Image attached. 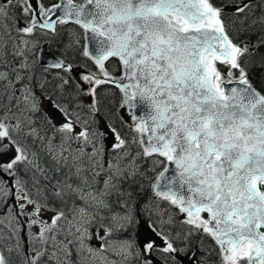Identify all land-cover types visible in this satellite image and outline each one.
<instances>
[{
    "label": "snow or ice",
    "instance_id": "obj_1",
    "mask_svg": "<svg viewBox=\"0 0 264 264\" xmlns=\"http://www.w3.org/2000/svg\"><path fill=\"white\" fill-rule=\"evenodd\" d=\"M15 8L32 17L16 25L25 48L28 41L24 37L33 35L37 27L54 32L56 24L69 22L82 29L84 39L94 44L93 48L85 44L82 55L93 62L97 71L73 75L71 64L58 61L52 65L68 73L63 77V85H58L61 92L64 85L74 80L76 97L93 98L88 112H84L82 103L78 102L70 111L49 97L52 107L64 120L60 125H52L54 135L48 140L49 153L65 167L71 157L76 167L75 172L69 169L65 180H57L53 195L63 200V190L67 187L84 201V206L78 209L81 222L76 226L80 233L79 248H87L89 253L100 257L101 264H115L107 255L113 248L125 261L134 258L136 264H155L153 254H164L165 264H185L181 257H187L192 264H206L191 245L193 237L207 235L218 246L220 264H264V94L256 91L246 77L241 58L248 48H241L230 38L223 8L212 0H61L46 9L39 0L35 4L25 0L23 5L18 0H3L0 15L5 21L15 20ZM32 8L39 11L30 13ZM250 8V4H244L232 12L245 13ZM53 16L58 19L53 21ZM5 27H8L6 22ZM23 54L22 48L17 55ZM107 61L116 64L121 75L114 76L105 67ZM217 61L228 69L226 73ZM27 69L29 64L25 58L19 69L13 71L15 81L21 85L26 110L35 112L40 108L33 94L32 76L29 73L24 82L25 77L21 75V70ZM0 80L12 83L7 72H0ZM108 84L123 94L125 103L137 95L148 103L147 117L125 113L133 131L143 133L134 135L131 143L140 145L142 152L138 155H155V165L164 164L165 160L175 165L174 178L151 187L158 200L178 207L184 214L183 232L173 233L166 227L175 222L172 216L164 219L159 205L151 211L141 209L144 216L141 221L130 194L128 199L118 201L120 211L111 209L106 198L119 191L115 177L122 176L123 172L118 161L128 155L129 141L113 125L105 124L107 131L100 129L95 119L97 88ZM121 108L124 109L123 104ZM45 119L51 124L47 114ZM77 127L79 132L75 131ZM19 128L18 118L15 126L0 118V144L7 139L15 146L14 156L7 155V145L0 147V204L7 205L11 200L8 213L16 222L13 235L22 225L19 217L26 216L28 229L33 225L40 229L38 235L31 234L32 240L43 246L49 242L47 234L58 233L62 228L60 222L68 217L63 209L49 205L46 196L43 202L34 199L19 178L20 166L25 165L27 171V165L34 163L14 137ZM56 135L60 138L59 153L53 143ZM105 140L111 141L108 151L112 158L107 169L102 163ZM71 142H78L80 147L71 149L68 146ZM88 147L92 148L91 153L86 152ZM85 156L89 161L97 158L91 169L92 180L81 178V184L73 185L70 178L83 171ZM104 171L108 176L102 189L93 190L95 177ZM33 180H36L35 173ZM177 182L190 195L185 197L175 191L172 185ZM36 191L38 196L43 192L41 188ZM90 204L109 208V215H101L98 220L92 216L85 222L84 215ZM29 206L31 211H26ZM42 210L53 211L55 215L50 221L42 219ZM76 211L74 208L70 223L75 222ZM201 213H207V219ZM93 226L97 228L99 240V247L95 248L86 243L92 238L89 229ZM129 228L133 229L131 239H110L114 232ZM196 242L202 244V241ZM30 245L35 256L26 257L25 264H43L41 257L46 249L35 247L31 242ZM0 264H9L2 253Z\"/></svg>",
    "mask_w": 264,
    "mask_h": 264
},
{
    "label": "trees",
    "instance_id": "obj_2",
    "mask_svg": "<svg viewBox=\"0 0 264 264\" xmlns=\"http://www.w3.org/2000/svg\"><path fill=\"white\" fill-rule=\"evenodd\" d=\"M55 1L56 0H40V3L45 7ZM227 1L228 0H212L214 4L220 7L225 5ZM251 12L247 19L245 17H239L235 20H229L224 16V23L233 42L237 43L241 48L247 46L248 52L241 58L242 67L246 72V77L249 82L260 93L264 94V23H261V20L264 18L259 10L256 9V6ZM37 41L40 43H47L50 51L54 55L60 57L67 64L76 65L87 62L81 54L82 38L80 29H76L69 25H58L54 32L52 31L45 37L37 39ZM77 41H79V43H77ZM7 63H9V61ZM7 63L0 61V71L3 70L4 72H7L12 83L10 84L9 81L0 80V100L3 101L8 95H10V103H12L14 100L15 89L20 88L21 85L15 81V72L5 67ZM105 67L113 75L119 74L116 64H111V61H108L105 64ZM34 68L35 67H30L27 70H21V75L25 77L24 82H27V76L29 73L34 76L31 80V86L33 92H36L40 110L32 114L27 113L29 115L27 117V122L32 131L33 129L35 130L37 137L26 132L25 136H23L22 132L20 133L21 137L16 136V139L27 150L30 159L34 163L27 165V171L25 170V165H22L23 168H20L19 171L23 169L26 176L32 177V181L27 178L25 181L29 186H34L32 191L34 195H36V199L38 198L41 200L40 197L46 196L49 205L65 211L69 206L78 204L79 200L77 196L73 194L72 191L66 192L70 191L65 190L67 187L63 190V200L55 197L53 193L57 191V180H65V178L69 176V169H71L72 172H75L76 167L70 163L71 158L68 159V166L65 167L63 162L58 163L57 160L53 159V156L45 150L44 144H46V141L51 139L54 135L51 130L52 125L54 124L52 122L49 124L46 121V113L42 111L40 101L52 105L49 100V97L51 96L54 101L60 102L62 105L68 107L70 111L76 107L78 102L85 106L84 112H88V107L82 101L81 95L76 97L72 80H70L68 85H64V91L61 92L58 85H63V81L59 76L56 77L55 72L47 70L40 65L38 61L37 68ZM16 69H19V67ZM60 73L64 77L68 76L66 72H63L62 70ZM40 85H43L44 87L41 88ZM95 100L97 106L95 119L99 124V127L100 125L103 127V125L108 124L113 125L120 130L121 134L129 141L128 155L126 156L125 163L133 162L134 164L133 170L130 174L123 173L122 176L115 178V180L118 181L119 191L113 192V196L110 195L106 198L111 209L120 211L121 209L119 208L118 201L120 199H128L127 194H130L131 200L138 210L137 215L140 218L144 219V216L140 212L141 209L151 211L156 209L157 205H159V211L163 212L164 219H168L169 216H172L176 223L177 216L175 210L166 202L155 199L151 195V184L161 165L157 166L153 163L156 158H144L142 155L137 154L139 152V147L137 144L131 143V138L135 133L123 123L118 113L120 93L112 87L100 86L97 88ZM89 123H91V120ZM93 126L95 127V125ZM100 129L102 128L100 127ZM53 143L60 144L59 135H56ZM68 146L72 148V143ZM75 149L77 148H73V150ZM87 149H89V153L92 152L91 148ZM76 163H80V161H76ZM93 164H95V158L92 161H89L87 156H85L82 162L83 171L80 172L79 176H72L70 182L73 185H79L81 184V178L91 181L93 177V171L91 170ZM153 168H155V171H152ZM34 173L36 177L35 181L33 180ZM96 181V184L100 185L99 181ZM37 188L43 190L39 197H37ZM90 208H92V206ZM109 211V208L104 206L101 209L102 215L104 216L109 215ZM1 221L9 223L10 227L13 228V223L7 222L5 218ZM169 228L173 229L174 226L169 225ZM0 233H2V230H0ZM17 237L19 238L18 235ZM113 238L131 239L132 237L129 231H125L114 233ZM4 239L8 242V247L12 251L6 253L13 255L16 262L14 264H25V258H31L29 252L32 250H26V246L30 245V242L37 246V241H33L32 237H30L24 242V245L19 243V246L17 247L16 235H13L11 232L5 234ZM192 239L194 242L191 245V249L196 251L197 256L202 257L206 261V264H220L217 256V249L206 235L193 237ZM196 241H202V244ZM201 248H203V250H201ZM2 252L4 251L2 250ZM70 257L71 262H77L73 254L70 255ZM41 260L43 264H62L58 259L55 260L48 257L46 252L44 256L41 257Z\"/></svg>",
    "mask_w": 264,
    "mask_h": 264
},
{
    "label": "rangeland",
    "instance_id": "obj_3",
    "mask_svg": "<svg viewBox=\"0 0 264 264\" xmlns=\"http://www.w3.org/2000/svg\"><path fill=\"white\" fill-rule=\"evenodd\" d=\"M18 2L23 5V0H18ZM3 2L0 1V4H2ZM20 10V8H19ZM20 15H22L23 18H25L26 16L23 15L21 13L20 10ZM13 19L9 18L7 19V21H5L4 17L2 15H0V58L2 56V58H6V54H11L12 57H16V60L13 58H10L9 60L12 62V64H8V66H10L12 69H14L17 65V60L20 61V63H22L25 58H27V62L29 61V58L27 57V54L32 53L34 45L32 44V41L30 39H26L28 41V45L25 48L22 40L20 37L16 36L14 37V33L13 31H11L10 28V24L8 21H12ZM5 22L7 23L8 27H5ZM13 38V39H10ZM24 49V54L23 55H17V53L21 50ZM41 107L42 109L45 111V113L47 114L48 117L51 118V122L54 125H60L64 122L62 115L56 110L54 109L51 105L46 104V102L40 101ZM29 115L27 114V116L25 115L24 112H20L18 111L17 114H13V113H8V114H3L2 116H0V118H3L5 123L7 124H11L13 126L16 125L17 123V118L20 120V128L19 130L14 133V134H18L20 130H22L23 128H26L28 133L33 134L35 137L37 136V134L35 132L30 131V129H28L25 126H29L28 122H27V117ZM102 130L107 131V129L105 128V126H101ZM76 132L80 131V128L77 127L75 129ZM42 140V138H41ZM110 140H105L104 141V145L105 147L108 149L109 145H110ZM72 143V148H79V143L78 142H71ZM78 143V144H77ZM48 141H46V144H44L45 146V150L49 153L48 147H47ZM55 145H57V147L55 148V151L57 153H59L61 151L59 144L54 143ZM3 145H7V155L8 156H14L15 155V146L10 144L9 141L7 139H5L2 144H0V147H2ZM91 148V147H88ZM92 149V148H91ZM89 149H86V152H88ZM50 154V153H49ZM29 155V154H28ZM65 155H68V153H65ZM114 155V154H113ZM52 156V155H51ZM134 157V156H133ZM30 158V157H29ZM71 158V157H70ZM112 157H109L108 159L102 158V163H103V167H105L104 169L108 168V164H109V160ZM97 158H95L96 160ZM126 160V156H124L123 158H121L118 163L120 164V168L122 170L123 173H128L130 174L131 171L133 170V162H129V163H125ZM85 162V161H84ZM113 162H117V161H113ZM73 166H74V162L71 158V162H70ZM86 163V162H85ZM94 165V164H93ZM75 167V166H74ZM93 167V166H92ZM21 168V167H20ZM19 168V169H20ZM102 175V177H101ZM101 175H97L96 178L97 180H101L102 184L97 185L96 184V180L93 183V190L95 189H102L103 184L105 179L108 176V172L104 171L101 172ZM118 177V176H116ZM115 177V178H116ZM19 178L25 182L26 186L28 187V189L31 191L33 198L36 199V195H34L33 193V188L34 186L31 185L29 186L25 179L27 178L28 180L32 181V177L26 176V174H24V170H20L19 171ZM96 184V185H95ZM65 190H70V191H66V192H71L72 190L69 188H65ZM43 196V195H42ZM79 202L76 205L73 206H69L68 209L65 210V213L67 214V219L62 220L60 223L62 224V228L58 233H50L47 234L49 237V242L47 245H40L39 241H37V246L34 245L35 247H44L46 249V255H48V257L53 258L55 260H59L62 264H101V259L100 257L91 254L87 251V248L84 249H80L79 248V240L77 239V237H79L80 233L77 232V223H80V214L78 212V209L80 207L84 206V201L82 199L79 198L78 195H76ZM37 197H39L37 195ZM41 201L43 202V197H40ZM38 199V198H37ZM11 200L9 198V204L7 205H3L0 204V219L1 220H5L7 222L13 223V225L16 223L12 217L9 215L8 213V209L11 207ZM92 206V208L90 207ZM88 206V211L87 213H85L84 215V221H88L91 219L92 216H95L96 219L99 218V216L102 215L101 209H102V205H95V204H90ZM74 208L77 210L76 211V220L73 223H70L69 221L73 220V210ZM26 211H31V206H29ZM55 215V212L53 211H49V210H42L41 212V218L50 221L51 218ZM141 219V218H140ZM19 220L22 222V225L20 226L17 234H16V242L18 241L20 244L22 243V245H24V242L32 237V233L35 234H39V227L33 225L31 227V229H28L27 226V220L28 218L26 216H20ZM141 221H143L141 219ZM107 222V221H105ZM0 224L2 225L3 228L0 227V229L2 230V233H0V241H1V245L4 246H8V242L3 241L4 240V235L7 233H12V228L9 227V225H5L4 223H2L0 221ZM130 229V234L131 237L133 236V229ZM92 238L90 240H87L86 243L89 246L92 247H99V240L96 238V233H97V228L95 226L91 227L89 229ZM101 234H103L102 230H101ZM17 235L19 236V238L17 237ZM54 236L55 238L52 239L51 237ZM110 239H112L110 237ZM113 240H118V239H113ZM159 242V241H158ZM27 244V243H26ZM31 249V245L26 246V250H30ZM29 254L31 255L30 257H33L35 255L34 251H30ZM74 255L75 259L77 262H73L71 263V257L70 255ZM109 259L111 261H114L115 264H128V263H133L136 264V260L134 258H129L127 261H125L124 257L122 255H117L115 254V248L110 249L107 253ZM153 259L155 260V264H160L159 260L157 257L153 256ZM181 259H183L185 261V264H192V262L190 260H188L187 257H181ZM16 263L14 260L13 256H9V264H14Z\"/></svg>",
    "mask_w": 264,
    "mask_h": 264
},
{
    "label": "water",
    "instance_id": "obj_4",
    "mask_svg": "<svg viewBox=\"0 0 264 264\" xmlns=\"http://www.w3.org/2000/svg\"><path fill=\"white\" fill-rule=\"evenodd\" d=\"M30 2H32L33 4H35L37 2V0H30ZM61 2V0H58L57 3ZM32 12H38L39 11V8H32V9H29ZM32 18V17H31ZM30 18V19H31ZM38 21L40 23H42V20L37 17ZM56 19H58V16H53V21H55ZM23 20H18L16 22V25L17 24H22ZM71 23V22H69ZM73 24V23H72ZM38 29H41L39 27H37ZM41 30H45V31H49L51 29H41ZM85 44H88L90 48H93L94 47V44H91L89 43L88 41H86L84 39V46ZM84 49V47H83ZM37 58H38V61L43 65L45 66L46 68L48 69H51V70H59L58 68H54L52 67V65L56 64L58 61L59 62H62L59 58L53 56L49 50H48V47L47 46H42L38 49V52H37ZM115 59V58H113ZM63 63V62H62ZM81 72H87L86 70H84L83 68H80V67H73V75H77ZM121 75V74H120ZM112 87H114L113 85L111 84H108ZM229 87H231L232 85H228ZM83 88H87L89 87L88 85H82ZM115 88V87H114ZM254 88V87H253ZM255 89V88H254ZM118 90V89H117ZM256 90V89H255ZM119 91V90H118ZM133 90H129V94L131 96V93H132ZM257 91V90H256ZM120 92V91H119ZM121 93V92H120ZM121 97H122V100H121V103H120V107H119V110H120V115L123 119V121L129 125L130 127H132V124H131V121L129 120V117L128 115H126L125 113L126 112H131L133 113L134 115H136L137 117H147V115L149 114L150 112V108L148 106V103L146 101H142L139 96H135L134 98H130V99H127V102L125 103V100L123 98V94L121 93ZM92 100L93 98L92 97H89V96H86L85 97V101L90 105L92 103ZM124 105V109L122 110L121 108V105ZM143 133H137V136L139 135H142ZM167 168V171L165 172L164 169ZM165 168L160 172V173H164V176L163 178L160 177V173L157 175V178L154 182V184H160V183H166L167 181L171 180L172 178H174L177 173L175 171V165L172 164L171 162H168L167 161V164L165 166ZM173 189L177 192H179L181 195H184L185 197H187L188 195H190V193L187 192V188H183L181 189L180 186H179V182H177L175 185H172ZM207 214V213H206ZM181 219H185V216L184 214L181 213ZM211 238V237H210ZM215 243V242H214Z\"/></svg>",
    "mask_w": 264,
    "mask_h": 264
},
{
    "label": "flooded vegetation",
    "instance_id": "obj_5",
    "mask_svg": "<svg viewBox=\"0 0 264 264\" xmlns=\"http://www.w3.org/2000/svg\"><path fill=\"white\" fill-rule=\"evenodd\" d=\"M259 12L262 14V17L264 18V0H260ZM246 15L249 16L250 12H247Z\"/></svg>",
    "mask_w": 264,
    "mask_h": 264
},
{
    "label": "bare ground",
    "instance_id": "obj_6",
    "mask_svg": "<svg viewBox=\"0 0 264 264\" xmlns=\"http://www.w3.org/2000/svg\"><path fill=\"white\" fill-rule=\"evenodd\" d=\"M27 146V145H26ZM113 196V195H112Z\"/></svg>",
    "mask_w": 264,
    "mask_h": 264
}]
</instances>
